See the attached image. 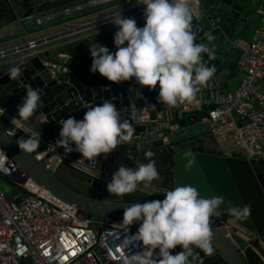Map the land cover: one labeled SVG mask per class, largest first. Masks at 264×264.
<instances>
[{
  "label": "water",
  "instance_id": "water-1",
  "mask_svg": "<svg viewBox=\"0 0 264 264\" xmlns=\"http://www.w3.org/2000/svg\"><path fill=\"white\" fill-rule=\"evenodd\" d=\"M80 1L0 0V42L26 35L33 17L61 13L67 6H74ZM256 2L193 0L191 3L195 7L193 30L197 33L198 42L208 44L216 53V58L209 63L216 65L217 72L206 85L201 86L197 98L191 102L193 109L187 118L182 109H169L158 101L159 85L150 91L141 87L134 78L117 84L98 72H90L92 58L89 46L92 42L116 51L113 35L117 26L112 24L111 17L118 11L93 20L76 32L61 30L47 36L45 43L49 47L45 56L25 52L10 54L6 57L9 59L0 64V147L21 171L42 188L75 206L92 220L109 217L122 221L124 206L163 200V192L177 184L195 187L201 197L223 196L237 206L247 203L251 212L243 220H235L221 206L211 223L214 251L211 256H204L196 249L200 255L196 257V264H264V160L223 155L210 127L204 125L217 106V99L229 93L232 81L240 75L239 62L243 50L238 44L241 40H248V26ZM142 10H137L135 14L128 10L119 12L124 17L134 18L137 26L141 27L145 23ZM65 15L70 14L62 13L55 18ZM209 35L213 37L211 41L207 39ZM47 59L68 70L52 77L45 65ZM14 66L22 68V76L17 80L9 76ZM37 71L41 76L33 78ZM28 85L41 93L42 103L28 121L13 119L18 118L17 105L22 103ZM105 99H111L121 113V119L128 120L130 124L133 104L145 108L155 105V110H149L153 125H132L134 133L130 141L118 145L106 157L98 156L95 161L82 159L76 151L68 154L92 167L93 171L68 161H63L55 169L47 167L40 154L52 156L64 152L63 148L52 150V145L59 138V121L69 116L80 120L87 108L99 105ZM163 122L180 133L169 146L151 135L161 131ZM29 136L40 140L37 151L32 154L21 151L16 143L19 137ZM143 136L147 139L142 140ZM148 150L156 153L160 179L147 187L141 183L135 193L124 197L108 193L106 185L112 174L121 165L134 169L136 165L146 163L144 153ZM129 152L133 154V159L128 158ZM185 152H191L197 161L187 171V161L183 158ZM22 192L20 187H13L8 199L12 201L16 194ZM138 226L133 224L130 228L137 230ZM180 250L177 246L171 252L175 254ZM22 264H33L32 258H25Z\"/></svg>",
  "mask_w": 264,
  "mask_h": 264
},
{
  "label": "clouds",
  "instance_id": "clouds-1",
  "mask_svg": "<svg viewBox=\"0 0 264 264\" xmlns=\"http://www.w3.org/2000/svg\"><path fill=\"white\" fill-rule=\"evenodd\" d=\"M135 4L144 6V25L138 27L134 18L124 17L120 12L111 17L112 24L117 26L113 35L116 51L92 42L90 72H98L117 84L134 78L150 91L159 85L158 101L169 109L193 102L201 86L217 72V67L209 63L216 58V53L208 44L198 42L193 30L190 0H135ZM207 39L211 41L213 37L209 35ZM9 76L19 79L22 68L12 67ZM36 76L41 73L37 71L33 78ZM26 89L22 103L17 105L18 118L13 119L28 121L42 103L41 93L29 85ZM150 108L155 110V105ZM59 123V138L52 150L63 148L65 156L76 151L90 162L101 155L106 157L124 144L122 142L130 141L134 133L130 122L121 119L111 99L87 108L80 120L69 116ZM16 143L21 151L32 154L37 151L40 140L32 136L19 137ZM155 156L156 153L148 150L144 153L146 163L134 169L121 165L107 183V192L124 197L135 193L141 183L147 187L160 179ZM128 158H134L131 152ZM183 158L187 161L186 171L197 164L191 152H185ZM163 193V200L124 206L121 223L125 231L121 247L126 254L122 264H196V257L200 256L196 249L204 256H211L214 251L212 217L222 205L235 220L247 219L251 212L247 203L237 206L223 196L201 197L198 190L188 184H177ZM133 224L139 225L135 233L130 231ZM177 246L181 250L173 254L171 250Z\"/></svg>",
  "mask_w": 264,
  "mask_h": 264
},
{
  "label": "built area",
  "instance_id": "built-area-1",
  "mask_svg": "<svg viewBox=\"0 0 264 264\" xmlns=\"http://www.w3.org/2000/svg\"><path fill=\"white\" fill-rule=\"evenodd\" d=\"M112 0H85L74 6H67L61 13L38 17V25L54 19L59 14H72L85 8ZM128 11L144 8L136 7L133 0H125ZM191 3V2H190ZM192 5V4H191ZM193 12H195V7ZM260 23L251 40L239 42L243 55L239 62L242 73L239 85L217 99V106L210 112L208 123L223 155L243 157L248 160H264V8L257 10ZM66 23L64 30L76 32L91 23ZM47 37L22 39L20 43L0 50V59L10 54L35 50ZM52 77L68 69L52 61H46ZM132 125L147 123L137 105H133ZM163 122L161 131L154 138L163 140V145H171V131ZM143 136L142 140H146ZM125 143V142H122ZM40 158L50 169H55L63 161L79 166L87 171L93 168L64 155V152ZM0 179H7L13 187L23 192L13 200L0 187V264H22L31 257L33 264H122L126 254L121 247L125 226L121 220L101 217L92 220L73 205L67 204L42 188L27 176L17 163L0 147ZM131 233L137 230L131 229ZM135 251V250H134Z\"/></svg>",
  "mask_w": 264,
  "mask_h": 264
},
{
  "label": "crops",
  "instance_id": "crops-1",
  "mask_svg": "<svg viewBox=\"0 0 264 264\" xmlns=\"http://www.w3.org/2000/svg\"><path fill=\"white\" fill-rule=\"evenodd\" d=\"M83 2H85V0H82L79 3H83ZM190 2L192 3L193 0H190ZM79 3H77V4H79ZM133 5L136 7L141 6V5H136L135 0H133ZM262 7L264 8V0H257L256 4L254 6L253 18H252V20L248 26L249 27L248 41L251 40L254 31L256 30V28L258 27V25L260 23L261 18H260V15L258 14L257 10L259 8H262ZM128 8H129L128 4L126 3L125 0H112V1L107 2V3L91 6V7L85 8L83 10L76 11L70 15H65V16H60V17L54 18L50 21H46L42 25H38L36 20L38 17L44 16L47 14L37 15L30 20L31 22L28 26V30H27L26 35L16 37L15 39L7 40L5 42H0V50L4 49L6 47H10L11 45H15V44L20 43V41L23 38H26L28 40L39 39V38H44V37L50 36V35L57 33L61 30L63 31L64 29H63L62 25L64 26V24L69 23V22H71V23L90 22V21H93L95 19H99V18L105 17L109 14L115 13L117 11L118 12L119 11H127ZM128 12H130V11H128ZM136 12H138V11L135 10V11H132L130 13L135 14ZM48 47H49V44L42 43L38 46L37 49L26 51L25 53L35 54V55L43 54V56H45V53H46V50L48 49ZM8 59H9V57L6 59H0V64L6 62ZM47 60L51 61L50 59H47ZM241 76H242V73L240 72V75L238 76V78H236L235 80L232 81V84L229 86V92L235 91V89L239 85ZM261 87L264 90V77L261 79ZM133 105H136V104H133ZM137 106L140 109V114H141L142 118H144L145 121L147 122L146 124L153 125L152 122L150 121V114H149V110L151 108L148 106L146 108L141 107L139 105H137ZM172 109H182L183 111H185L184 117L187 118L189 115H191L190 111H191V109H193V105L191 103L181 104L179 107L172 108ZM160 117H161V115L159 114V119H160ZM170 131H171V136H172L171 140H174L175 138L177 139V137H179L180 133L176 132V128L172 127L170 129ZM159 132L160 131H156V132H153V134H157Z\"/></svg>",
  "mask_w": 264,
  "mask_h": 264
},
{
  "label": "rangeland",
  "instance_id": "rangeland-1",
  "mask_svg": "<svg viewBox=\"0 0 264 264\" xmlns=\"http://www.w3.org/2000/svg\"><path fill=\"white\" fill-rule=\"evenodd\" d=\"M204 125L209 126V123L204 122ZM0 187L6 191H10L13 188L12 184L7 179H0Z\"/></svg>",
  "mask_w": 264,
  "mask_h": 264
},
{
  "label": "bare ground",
  "instance_id": "bare-ground-1",
  "mask_svg": "<svg viewBox=\"0 0 264 264\" xmlns=\"http://www.w3.org/2000/svg\"><path fill=\"white\" fill-rule=\"evenodd\" d=\"M241 79V78H240Z\"/></svg>",
  "mask_w": 264,
  "mask_h": 264
}]
</instances>
